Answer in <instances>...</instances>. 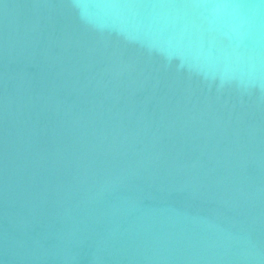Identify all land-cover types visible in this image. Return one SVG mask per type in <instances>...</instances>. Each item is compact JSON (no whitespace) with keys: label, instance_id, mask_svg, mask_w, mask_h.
<instances>
[{"label":"water","instance_id":"1","mask_svg":"<svg viewBox=\"0 0 264 264\" xmlns=\"http://www.w3.org/2000/svg\"><path fill=\"white\" fill-rule=\"evenodd\" d=\"M0 264H264V0H0Z\"/></svg>","mask_w":264,"mask_h":264}]
</instances>
